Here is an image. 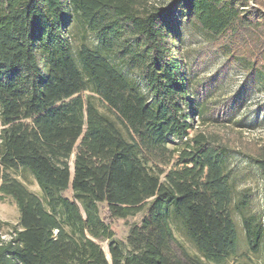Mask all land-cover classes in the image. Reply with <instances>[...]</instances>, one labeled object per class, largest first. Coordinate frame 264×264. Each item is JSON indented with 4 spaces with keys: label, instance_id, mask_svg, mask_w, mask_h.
<instances>
[{
    "label": "trees",
    "instance_id": "16d2710c",
    "mask_svg": "<svg viewBox=\"0 0 264 264\" xmlns=\"http://www.w3.org/2000/svg\"><path fill=\"white\" fill-rule=\"evenodd\" d=\"M74 19L96 42L75 54ZM188 29L205 37L192 60ZM212 52L264 78V0H0V195L19 212L0 233V264H226L239 249L234 214L264 264V145L237 150L262 180L251 212L232 149L195 129L196 118L257 122L236 121L238 98L210 100L223 77L197 72ZM140 212L117 238L114 222ZM174 219L196 254L175 247Z\"/></svg>",
    "mask_w": 264,
    "mask_h": 264
},
{
    "label": "rangeland",
    "instance_id": "374dc122",
    "mask_svg": "<svg viewBox=\"0 0 264 264\" xmlns=\"http://www.w3.org/2000/svg\"><path fill=\"white\" fill-rule=\"evenodd\" d=\"M252 5V3L250 4ZM70 28V40L72 41L73 54H75L80 43L84 42L90 47H95L96 42L93 39L89 31L82 25L79 20L74 19ZM185 37L184 48L190 53L189 58L197 57L200 52L199 48L205 41V37L198 30H184ZM205 61L203 60V66L197 72L198 79H207L215 72H219L222 75L223 81L214 89L212 99L217 103H221L225 98L235 97L240 100V109L236 114V121L245 116L248 123L257 121L251 125H237L235 126L231 122L219 123H204L196 118L195 129L206 130L219 136L221 141L225 142L231 150L228 160V166L233 170L232 178L235 183V191L238 192L242 188H249L252 192L251 198V212L261 211L262 205V193L261 177L259 176L253 163L248 162L238 151L252 154L257 151L259 146L264 145V78L260 76L247 73L241 68L237 67L230 61H227L225 57L216 52L206 53ZM112 61H115L113 57H110ZM202 58V57H201ZM123 72L130 79H137L133 77L123 68ZM86 94V93H85ZM95 103L100 111L109 115L108 110L104 108L101 102L95 98ZM194 131H189L192 134ZM238 150V151H237ZM12 174L20 180L27 188L36 194L38 197H42L41 189L35 182L33 176L27 171L18 169L12 171ZM71 193L68 190L67 195ZM43 198V197H42ZM19 212L17 211L16 203L13 199L0 195V233L2 237L7 238L10 231V227L16 223ZM142 212L135 216L127 217L126 220H117L114 222V229L116 231L117 238H125L128 227L138 221ZM234 220L239 234V244L236 258H231L226 261V264H237L242 260H246L248 257L250 262L260 264L261 253H250L244 242V234L242 233L241 221L238 216L234 214ZM171 226L173 236L175 238V247H182L188 250L192 254H196V250L186 236L181 222L178 220H171ZM102 249L106 254L107 242H100Z\"/></svg>",
    "mask_w": 264,
    "mask_h": 264
}]
</instances>
